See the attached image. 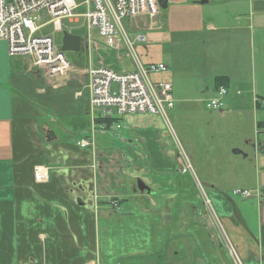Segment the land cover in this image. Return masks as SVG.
Masks as SVG:
<instances>
[{
  "label": "crops",
  "instance_id": "1",
  "mask_svg": "<svg viewBox=\"0 0 264 264\" xmlns=\"http://www.w3.org/2000/svg\"><path fill=\"white\" fill-rule=\"evenodd\" d=\"M175 4L200 28L183 34L236 31L228 38L246 35L250 52L245 82L217 76L236 90L227 87L228 113L194 118L187 105L203 113L202 102L174 98L185 105L178 143L155 115L113 112L106 128L117 123L116 138L94 128L86 71L101 58L113 67L106 48L62 81L24 71L26 59L0 41V264H235L196 181L242 264H264V0H168ZM84 139L91 146L81 148ZM180 148L194 174L180 172ZM36 167L49 169L46 182Z\"/></svg>",
  "mask_w": 264,
  "mask_h": 264
},
{
  "label": "built area",
  "instance_id": "2",
  "mask_svg": "<svg viewBox=\"0 0 264 264\" xmlns=\"http://www.w3.org/2000/svg\"><path fill=\"white\" fill-rule=\"evenodd\" d=\"M161 12L159 0H0V41L7 42L8 54L11 58L26 59L32 69L43 72L46 77L65 81L73 66L65 53L55 47L52 37L37 36L42 28L37 22L42 14L49 20L48 23L53 24L56 31H62L63 19L74 22L84 18L88 35L83 41V50L87 52L90 61H92V52H100L101 49L100 45L92 41V31L96 30L104 41L105 48L115 55L118 62H122L126 56L134 67L132 72L126 70L117 72L105 66L104 59L101 58L98 67H90L86 71L89 111L94 128L105 130L113 112L120 116L155 115L164 119L169 132L178 143L167 118V111L172 110L175 104L172 85L168 82H154L151 78L152 74L168 72V66L164 63H144L135 50V44L147 43L145 32H137L132 40L124 23L125 20L146 18L151 22L147 27L148 30L160 29L157 25L159 20H156L160 18ZM226 95L228 90L220 87L215 97L205 100L207 108L222 110ZM260 102L264 107V100ZM97 120H101L100 126H97ZM79 146L87 148L91 146V142L82 140ZM180 150L179 157L182 162L180 172L194 174L187 156L181 148ZM34 178L37 182H46L49 178V169L36 167ZM196 185L204 206L214 218L229 252L237 264H242L222 223L216 216L205 188L197 181ZM233 195L244 199L254 197L253 191L240 189L234 190ZM92 199L97 204V196Z\"/></svg>",
  "mask_w": 264,
  "mask_h": 264
},
{
  "label": "rangeland",
  "instance_id": "3",
  "mask_svg": "<svg viewBox=\"0 0 264 264\" xmlns=\"http://www.w3.org/2000/svg\"><path fill=\"white\" fill-rule=\"evenodd\" d=\"M186 7L185 4H175L171 7L168 6L165 10L163 9L160 18L156 20H159L157 25H159L160 29L148 30L147 27L151 22L146 18L133 21L125 20L124 23L132 40H134L137 32H145L144 34L147 37V43L143 45L138 43L135 44V50L144 63L162 62L169 67L168 72L152 74V80L154 82L161 81L172 84L173 95L176 99L188 97L202 102L201 112L203 113H198L192 105H187V107L192 108L190 113L194 118H206V116H210L211 113L216 114L218 111L208 109L205 103V100L213 98L211 96L214 93L215 81L216 78H218L217 76L233 72V75L237 77V80L240 79V81L245 82L247 80L246 75H249L250 77L248 71L250 52L246 46V35L244 36L240 34V37H237L235 42L228 38V34L237 33L236 31L227 32L225 30H219L208 33L203 28L198 33L193 32L188 35L183 34V31H195L196 29H200L195 28L196 21L193 17L191 20H188L189 11H185ZM48 21L47 18H44L43 15L40 14V19L37 24L38 26L42 25V28L37 33V36L52 37L57 49L62 48L63 39L66 33L78 36L83 41L87 38L88 29L84 18H80L79 21L74 22H71L69 19H63L61 22L62 31H56L53 24L48 23ZM188 21H190L191 24H187ZM217 26L219 25L217 24ZM92 35V41L101 46V56L104 57L106 53L104 41L99 37L96 30L92 31ZM99 53L100 52L96 51L92 52L91 60H96ZM111 54L112 55H109L110 63L114 70L118 72H121V70L132 72L134 70L129 58L125 56L122 62H118L115 55L113 53ZM65 55L73 67H82L90 61L87 52H85L83 48L80 52H67ZM225 78L227 81L223 82L224 85L233 92L236 91L233 87L230 88L232 82L229 81V78ZM239 85L237 87H239ZM113 89H116L115 84L113 85ZM242 91L244 92V96L247 97V90ZM202 92H205V94H201ZM70 96L69 98H71ZM215 96L216 94L214 97ZM176 99V108L175 110H173V108L172 110L167 111V118L170 127L174 129L177 135L179 123L181 121L179 110L180 108L185 107V105L179 103ZM229 99L230 96L226 95L223 100V102L225 101V105L227 101H230ZM222 109L227 111V109ZM240 113L241 111L239 112V115ZM235 114L238 113H229V116ZM113 116L121 118L126 117L120 116L116 113H114ZM120 123L122 125L121 129H126L127 125L125 124V119L120 121ZM116 124L117 123H115V125ZM115 125L113 128L102 130L104 133H107V136L116 138L117 131L114 129ZM75 136L80 138L81 134L77 133ZM234 262L237 264L235 260ZM12 263H14V260Z\"/></svg>",
  "mask_w": 264,
  "mask_h": 264
},
{
  "label": "water",
  "instance_id": "4",
  "mask_svg": "<svg viewBox=\"0 0 264 264\" xmlns=\"http://www.w3.org/2000/svg\"><path fill=\"white\" fill-rule=\"evenodd\" d=\"M159 3L162 9L168 8L167 0H159ZM83 46V40L78 36H73L71 34L66 33L63 39V46L61 48L62 52H80ZM30 63L28 60L23 62L24 71L28 72L30 69Z\"/></svg>",
  "mask_w": 264,
  "mask_h": 264
},
{
  "label": "trees",
  "instance_id": "5",
  "mask_svg": "<svg viewBox=\"0 0 264 264\" xmlns=\"http://www.w3.org/2000/svg\"><path fill=\"white\" fill-rule=\"evenodd\" d=\"M225 81H227L225 77H218V78H216V81H215L216 86H217L216 89H218V88H220V87H222V86H223V87H226V86L224 85V83H223V82H225ZM226 88H227V87H226Z\"/></svg>",
  "mask_w": 264,
  "mask_h": 264
}]
</instances>
